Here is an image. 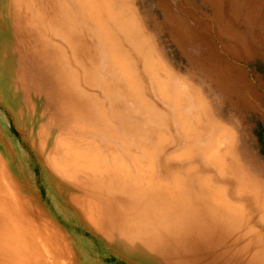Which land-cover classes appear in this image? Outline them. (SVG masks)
<instances>
[{
    "label": "rangeland",
    "instance_id": "rangeland-1",
    "mask_svg": "<svg viewBox=\"0 0 264 264\" xmlns=\"http://www.w3.org/2000/svg\"><path fill=\"white\" fill-rule=\"evenodd\" d=\"M0 188V264H264V0H0Z\"/></svg>",
    "mask_w": 264,
    "mask_h": 264
},
{
    "label": "bare ground",
    "instance_id": "bare-ground-1",
    "mask_svg": "<svg viewBox=\"0 0 264 264\" xmlns=\"http://www.w3.org/2000/svg\"><path fill=\"white\" fill-rule=\"evenodd\" d=\"M76 2V1H75ZM74 2V3H75ZM72 3V2H71ZM99 3V2H98ZM86 7V6H85ZM101 7H102V5H101ZM84 8V7H83ZM109 8V7H108ZM110 11V10H109ZM108 11V12H109ZM107 12V11H106ZM108 14V13H107ZM110 14V13H109ZM114 15V14H113ZM112 15V16H113ZM111 15H109V17H110ZM100 17H101V15H100ZM111 18V17H110ZM125 39V38H124ZM103 40V39H102ZM110 57V56H109ZM110 60V59H109ZM111 60H112V58H111ZM110 60V61H111ZM112 63V62H111ZM120 64V63H119ZM124 65V64H123ZM118 66V65H117ZM125 66V65H124ZM124 66H123V68H124ZM122 68V67H121ZM120 68V69H121ZM115 69V68H114ZM119 69V68H118ZM123 70V69H122ZM122 70H121V72H122ZM124 71H126V70H124ZM120 72V71H119ZM121 74V73H120ZM121 76V75H120ZM122 77V76H121ZM120 77V78H121ZM127 80V79H126ZM124 81H125V79H124ZM128 81V80H127ZM126 81V82H127ZM132 81V80H131ZM121 83H122V81H121ZM125 83V82H124ZM126 84V83H125ZM128 84H129V81H128ZM131 84V83H130ZM132 87H133V84L131 85ZM131 87V88H132ZM135 87V86H134ZM132 90V92H133V89H131ZM134 93V92H133ZM137 93V92H136ZM86 142V141H85ZM80 143H82V142H80ZM84 143V142H83ZM85 147V146H84ZM87 147H89V146H87ZM90 149V147L88 148V150ZM94 149V148H93ZM78 152V151H77ZM84 152V151H83ZM92 152V151H91ZM86 153V152H85ZM90 153V152H89ZM78 156V155H77ZM76 156V157H77ZM80 156V155H79ZM94 156V155H93ZM82 157V156H81ZM81 157H78L79 159L81 158ZM101 157V156H100ZM98 158V157H97ZM99 160H101L100 158H99ZM115 162V161H114ZM63 163V162H62ZM81 163V162H80ZM89 163V162H88ZM94 163V162H93ZM101 162H99V164H100ZM104 163V162H103ZM105 163H106V161H105ZM78 164V163H77ZM76 164V165H77ZM95 164H96V162H95ZM97 165H98V163H97ZM101 165H102V163H101ZM105 165V164H104ZM73 166V168L75 167V165H72ZM77 166H79V164L77 165ZM86 167L84 168V169H86L87 170V165H85ZM92 167H94V166H92ZM101 167H103V166H101ZM105 168H106V166H104ZM234 167V166H233ZM236 167V166H235ZM66 168V167H65ZM71 168V167H70ZM72 169V168H71ZM76 169V168H75ZM97 169V168H96ZM95 169V170H96ZM100 169V168H99ZM65 170V169H64ZM77 170V169H76ZM89 170V169H88ZM92 170H94V169H92ZM98 170V169H97ZM102 170V169H101ZM105 169H103V171H104ZM227 170V169H226ZM225 170V171H226ZM229 170V169H228ZM231 170V169H230ZM70 171V170H69ZM75 171V170H74ZM78 171V170H77ZM218 171H219V169H218ZM221 171V170H220ZM79 172V171H78ZM77 172V173H78ZM87 172H89V171H87ZM222 172V171H221ZM227 172V171H226ZM70 173V172H69ZM72 173V172H71ZM94 173V172H93ZM223 173V172H222ZM230 173V172H229ZM76 174V173H75ZM91 174V173H90ZM97 174V173H96ZM68 175V174H67ZM227 175V174H226ZM69 176V175H68ZM76 177V176H75ZM259 186V185H258ZM259 188H260V186H259ZM262 191V190H261ZM8 193H7V191H5V189H2V188H0V203L2 204L1 206H2V208H4L5 209V211H6V213H7V215L10 217V220L12 221V225L14 226V232H16L17 234L15 235V237H16V239L17 240H20L19 241V243H20V245L22 246V247H24L25 248V250H32V249H35L36 247L35 246H33L32 245V243H34L35 241H38L39 243L40 242H44V237H43V235L42 234H40V233H38V232H36L35 230H34V233L33 232H31L30 231V229H29V227L28 228H25V227H23V223H21L20 222V220H19V218L17 217V215H18V210H17V208H16V205H15V201L14 200H12V199H9L8 198ZM4 211V210H3ZM21 223V225H20V223ZM18 226H19V228H18ZM21 231H20V230ZM33 253H34V251H32ZM39 259H41V258H39ZM38 260V259H37ZM37 260H35V261H37ZM39 262V261H38ZM39 264H43V262H42V260H40V262H39Z\"/></svg>",
    "mask_w": 264,
    "mask_h": 264
}]
</instances>
